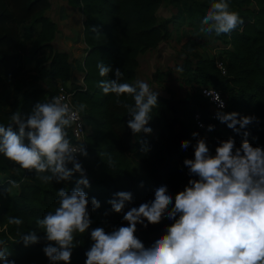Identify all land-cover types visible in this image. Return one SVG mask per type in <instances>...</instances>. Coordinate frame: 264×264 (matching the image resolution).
Returning a JSON list of instances; mask_svg holds the SVG:
<instances>
[{
	"label": "trees",
	"instance_id": "obj_1",
	"mask_svg": "<svg viewBox=\"0 0 264 264\" xmlns=\"http://www.w3.org/2000/svg\"><path fill=\"white\" fill-rule=\"evenodd\" d=\"M165 1L75 0L73 4L85 16L82 31L85 46L81 57L72 60L70 52L54 44L59 26L47 14L52 0H0V81L22 75L23 49L29 43L32 51L28 62L37 81L45 85L25 91L3 88L0 124L7 126L13 113L19 111L27 116L36 103L50 101L59 83L73 94L76 107L80 103L86 105V111L81 114L89 134L82 147L88 155L81 157L91 186L84 191L89 201L95 197L101 206L93 211L89 203L93 223L86 233L75 237L74 243H79L72 250L71 264H85V253L93 243L92 229L103 227L110 233L120 226H128L124 214L132 207L154 200L155 190L161 185L167 186L174 203L175 195L184 190L188 181L198 178L190 176L184 165L185 159H194L198 139L208 136L210 153L215 155L219 143L229 138L240 147L245 139L243 133L247 131L248 142L264 149V0H228L230 10L237 11L244 24L230 34L219 36L200 31L201 20L213 0H169L174 14L161 20L158 11ZM186 26L195 32L183 45L182 63L176 69H182L178 71L181 81L193 91L184 99L158 95V106L146 125L152 128V133L133 135L127 127L131 117L124 107L134 104L132 98L121 96L118 102L114 94L104 95L98 83L115 79L114 70L119 68L124 74L121 82L135 85L140 57L171 40L174 31ZM203 37L214 44L213 49L226 65V75L217 68L214 54H202L196 49ZM98 62L111 66L113 72L101 77L96 67ZM74 64L80 73L79 82L72 76ZM208 85L219 88L227 96L225 113L254 117L253 122L239 134L220 122L207 135L198 130L193 117L197 112L209 110L208 101L200 94V89ZM14 130L18 128L14 126ZM194 132L198 136L193 137ZM185 140L190 142L187 149L181 147ZM109 157L114 166L109 165ZM66 167L72 169L73 165ZM14 168L19 166L0 154V175ZM20 170V175L14 178H0V241L7 246L11 253L8 258L15 264H51L43 248L49 243L55 246V242L47 241L46 233L36 221L58 207L57 191L62 188L71 191L80 174L74 173L69 181L61 182L54 176L52 182L44 184L34 170ZM11 181L18 186L14 194L10 193L14 186ZM119 191L131 192L132 200L125 203L122 212L115 213L108 201ZM9 217L21 218L23 224L19 227L8 224ZM174 222L165 215L158 224H148L147 228L138 224L135 235L147 248L166 234L167 227ZM31 231L36 232L39 242L25 246L18 233L27 235Z\"/></svg>",
	"mask_w": 264,
	"mask_h": 264
},
{
	"label": "clouds",
	"instance_id": "obj_2",
	"mask_svg": "<svg viewBox=\"0 0 264 264\" xmlns=\"http://www.w3.org/2000/svg\"><path fill=\"white\" fill-rule=\"evenodd\" d=\"M243 24L239 13L230 10L228 0H213L201 20L200 31L219 36L230 34ZM96 67L101 77L113 72L103 62ZM114 75L115 79L99 81L98 87L106 96L114 94L118 102L121 96L131 97L134 104L124 105L131 117L127 127L133 135L151 134L152 128L146 125L158 106V93L143 80L135 85L121 82L124 74L119 68ZM214 99L222 110L224 103L217 93ZM62 100L53 97L48 102H38L27 116L17 111L11 115V123L0 124V154L19 169L34 170L44 184L52 182L54 176L61 182L69 181L74 173L80 174L71 191L64 188L57 191L58 207L36 221L46 233L47 241L55 242V246L49 243L43 248L51 264L60 261L71 264L72 250L79 243H74L75 237L86 233L93 223L89 203L93 211L101 206L95 197L89 201L84 189L91 185L82 164L75 159L77 153L84 156L88 153L82 146H73L67 132L75 123L83 126L79 113L86 111V105L80 103L73 109ZM215 118L237 134L255 119L223 111H218ZM213 129V125L208 126L209 131ZM192 135L196 137L198 133ZM248 135L247 131L243 133L245 139L240 147H236L233 138L221 141L215 155L210 153L204 138L198 139L194 159L184 160L189 175L198 178L188 181L184 190L175 195L174 203L167 186L158 187L154 200L124 214L128 226L110 233L103 227L92 229L93 243L85 253V264H264V149L253 147L246 139ZM189 143L182 141L181 147L187 149ZM68 164L73 165L72 169L66 167ZM109 165H115L111 157ZM13 171L19 174L16 168ZM10 183L15 185V181ZM131 200V192L119 191L108 203L112 211L120 213ZM165 215L175 222L146 248L135 235L137 225L147 228L148 224H158ZM8 224L19 227L23 220L9 217ZM18 234L25 246L40 239L35 231ZM10 255L0 241V264H15L8 258Z\"/></svg>",
	"mask_w": 264,
	"mask_h": 264
},
{
	"label": "rangeland",
	"instance_id": "obj_3",
	"mask_svg": "<svg viewBox=\"0 0 264 264\" xmlns=\"http://www.w3.org/2000/svg\"><path fill=\"white\" fill-rule=\"evenodd\" d=\"M75 0H52V8L50 11L47 12V14L52 18V20H59L60 25L59 26V33L57 35V38L54 41V44L59 49H64V45H62L63 40V34L65 33V29L69 24L73 25L74 22L77 25H80L82 22V13L80 9L74 5ZM66 7L67 10L63 11V8ZM69 10H71V15L69 14ZM63 13V16H62ZM174 14V8L169 3V0H166L163 5L160 7L158 11V16L161 20H166L172 17ZM55 21V22H56ZM71 28V27H70ZM74 30L75 37H78V32L75 29H71V31ZM191 30H187L188 35L185 37V39L181 40L178 36L175 35V32H173L172 39L165 43L161 48L157 49L156 51H150L146 55L145 65L143 66V62H141V67H143V70L148 66L149 71L147 73L148 77L154 82L153 86L150 85L152 90L159 93H164L165 96H168V90L172 95H175L178 99H183L187 97L189 94L192 93L188 91L190 87L185 86L183 83L179 82L178 76L180 75L177 71V65L182 63L183 59V52L182 47L184 43H186L190 37ZM73 34V35H74ZM57 40L58 43H57ZM199 45L196 47L199 52L202 54H210L213 55L215 50L214 44L211 43L206 37H203V39L198 40ZM75 48V47H74ZM76 50L81 51L80 47H76ZM32 51V44L27 43L23 49V55H24V64H23V73L22 75L17 79H3L0 81V91L3 88H7L9 90H14L15 88L21 89L22 91H25L27 89H30L32 87H44V84L37 81L35 73L33 72L32 66L28 62L29 54ZM147 71V70H146ZM162 72L160 77L165 76L167 77L166 81H156L154 79V72ZM164 83H166L164 85ZM206 143L211 148V142L208 138V136H205ZM17 174L14 171H8V173L1 174L0 178H14L16 176H19L21 173V170L16 168ZM18 190V186L14 185L10 189V193L14 194Z\"/></svg>",
	"mask_w": 264,
	"mask_h": 264
},
{
	"label": "built area",
	"instance_id": "obj_4",
	"mask_svg": "<svg viewBox=\"0 0 264 264\" xmlns=\"http://www.w3.org/2000/svg\"><path fill=\"white\" fill-rule=\"evenodd\" d=\"M214 56L216 59V66L221 71L223 75L227 74V69L224 61L219 57L217 51L214 52ZM209 93V95L207 94ZM216 93L219 95L220 99L224 103V108L221 110L219 108L218 102L215 101L214 96ZM200 94L204 99H206L209 103V110L207 113L197 112L194 114L193 121L196 128L206 135L216 130L219 127V120L215 118L216 113L218 111L225 112L228 108V98L227 96L219 89L213 86H204L200 89ZM55 97H62L63 103H68L73 109L76 108V105L73 101V94L67 90V87L62 83L58 84V91ZM80 121L83 126L80 127L79 123L73 124L70 128L67 129L68 134H70V142L73 146L81 147L86 145L87 136L89 134V127L86 125L84 118L81 113H79ZM213 125L214 129L212 131L208 130V126ZM81 153L75 154V159L82 164ZM86 178L88 176L87 171L85 170Z\"/></svg>",
	"mask_w": 264,
	"mask_h": 264
},
{
	"label": "crops",
	"instance_id": "obj_5",
	"mask_svg": "<svg viewBox=\"0 0 264 264\" xmlns=\"http://www.w3.org/2000/svg\"><path fill=\"white\" fill-rule=\"evenodd\" d=\"M65 10H67V8L66 7H64L63 8V11H65ZM50 11V10H49ZM69 12V14L71 15V10H69L68 11ZM82 15V22H81V24L80 25H77V24H75V22H74V24L73 25H71V24H69V26H67V28L65 29V33L63 34V40H62V45H64V49L66 50V51H68V52H70L71 53V58H72V60H76V59H78V58H80L81 57V55H82V53H81V51H79V50H76V47H80V50H82V48H84V44H83V34H82V31H83V21H84V19H85V16L83 15V14H81ZM62 16H63V13H62ZM56 21V20H55ZM59 25H60V21L59 20H57L56 21ZM71 27V28H70ZM71 29H75V30H77V31H79L78 33V37H75L76 35L74 34V30H72L71 31ZM187 30H191V31H189L190 32V34H191V37H190V39L192 38V36H193V34H194V29H192L191 27H182V28H180V30L179 31H176L175 32V35L176 36H178V34H179V39H180V41L181 40H183V39H185V37L188 35V33H187ZM74 34V35H73ZM189 39V40H190ZM58 41L59 40H57V43H58ZM188 42V41H187ZM166 43V42H165ZM165 43H162L161 45H159L158 46V48H156V49H154L155 51L157 50V49H159V48H161L163 45H165ZM185 44V43H184ZM75 47V48H74ZM151 51H153V50H151ZM150 51H148V52H146L144 55H142L141 57H140V64H139V67H138V70H137V77H136V80H135V83H136V81H138V80H143V81H145V82H147L148 84H151V86H153L154 84H152V82H154V80H152V79H150L149 77H148V75H147V73H148V71H149V67L147 66L144 70H143V67H141L142 65H141V62H143V66L145 65V60H146V55H147V53H149ZM147 70V71H146ZM154 72V71H153ZM161 73L162 72H154V79L156 80V81H166V79H167V77H166V75L165 76H162V77H160V75H161ZM72 76H73V79L76 81V82H79L78 80H79V78H80V73L77 71V66L74 64L73 65V72H72ZM178 81L179 82H181L182 83V81H181V78H180V75L178 76ZM166 83H164V85H165ZM185 86H187V85H185ZM44 87H45V85H44ZM187 87H190L189 89H188V91H190L191 92V90L193 91V88L191 87V86H187ZM158 93V95H161V96H164V97H174V98H176V96L175 95H172L170 92H169V90H168V96H165L164 95V93H159V92H157ZM186 98V97H185ZM177 99V98H176ZM179 99V98H178ZM184 99V98H183Z\"/></svg>",
	"mask_w": 264,
	"mask_h": 264
}]
</instances>
